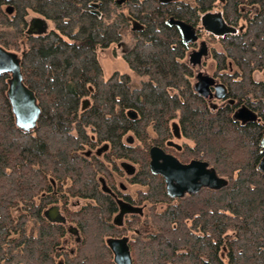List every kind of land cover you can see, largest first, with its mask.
Masks as SVG:
<instances>
[{"label": "trees", "instance_id": "obj_1", "mask_svg": "<svg viewBox=\"0 0 264 264\" xmlns=\"http://www.w3.org/2000/svg\"><path fill=\"white\" fill-rule=\"evenodd\" d=\"M9 1L12 13L0 3V44L19 55L23 80L41 115L35 129H20L7 97L9 74H0V264H57L62 228L41 218L44 200L36 204L45 188L52 190L50 174L62 189L70 183L69 196L87 200L72 211L82 233L74 254L64 252L66 262L115 264L106 242L117 235L111 223L115 204L96 178L100 171L109 176V170L80 155L85 145L103 139L113 153L140 163L134 180L147 185L138 197L151 204L146 219L155 232L131 234L133 264H264V172L257 167L261 128L241 125L227 108L206 107L191 89L179 32L167 24L172 16L197 25L214 7L230 24H242L220 39L215 54L223 69L226 56L235 60L243 74L240 82L229 79L237 87L231 91L264 115V85L252 77L264 68V0ZM30 12L47 21L45 31H27ZM121 29L134 39L123 56L135 73L148 77L142 84L127 74L107 79L102 74L97 49L120 41ZM84 97L90 104L81 109ZM176 116L198 143L193 155L209 160L226 178L223 187L173 199L161 176L149 172L146 146L121 144L129 129L146 144L149 124L161 137L168 135V122ZM19 205L24 212L16 218ZM88 249L95 251L82 254Z\"/></svg>", "mask_w": 264, "mask_h": 264}, {"label": "flooded vegetation", "instance_id": "obj_2", "mask_svg": "<svg viewBox=\"0 0 264 264\" xmlns=\"http://www.w3.org/2000/svg\"><path fill=\"white\" fill-rule=\"evenodd\" d=\"M0 3L2 7L6 9V11L9 10L8 12L12 13V10H13L12 4H10V6L7 5L10 3L9 0H1ZM206 12L220 13L225 23L233 26L235 28V31L226 33L224 35L217 36L205 30L201 25V17ZM31 19H28L27 31L38 32L36 29L31 30V28H29ZM176 19H179V18H176ZM187 23L190 24L193 27V29H195L196 31L198 38L195 41L184 42L181 38L180 31L177 28V26L176 25H170V26H176L179 32V35H180V40L182 44L185 46L184 62L190 68L191 89L200 98V100L203 101L206 107L209 108L210 110L215 111L217 109L227 108L231 112L232 119L239 122L241 125L257 123V125L261 128V131L259 132V135H258L259 141H258V149H257V167L260 171L264 172L260 168V163L264 159V115H262L261 112H259L254 106H252L251 103L239 97L238 93H236L235 91H231V89L237 88V87L232 85L229 79L233 77L234 82H240L242 80L243 71L238 68L237 63L230 55L225 57L224 61H225L226 68L223 69L219 62L218 57L215 54V51H219V50L215 49L213 46V44L215 43L221 47L222 45H221L220 39L224 37L225 35L235 33L237 30L242 29L243 25L241 24L239 26H235L233 24H230L225 19L223 15V11L217 7L211 8L205 11L204 13H202L200 16L199 23L197 25L190 23V22H187ZM112 43L108 44L107 46L100 47L97 49L98 50L97 60L101 66L103 76L107 79L117 72L121 74H127L129 78L131 79V81H133V83L135 84H142L143 82L148 81V77L146 75L137 74L134 72L132 68H130L127 60L123 56L124 53H122L121 58L127 64L128 70L126 69V71L124 70L119 71L120 70L119 68L118 69L115 68L114 70L111 71L110 74H105V71L101 64V60L99 58V50L105 47H108ZM209 43H211V45ZM202 44L203 45L205 44L207 46V53L201 55L200 59L198 60L196 59L195 64L192 65L191 64V54L195 50H199ZM115 58H117V56H115ZM256 71L258 70H255L252 72V77L254 81L258 83H262L264 85V77L255 76L254 73ZM205 77H210L213 79V81L208 82L207 80H205ZM199 82H202L201 85H204V86L206 85V87H204L203 89H205L204 91L208 94L207 96L200 94L195 89V85ZM89 104H90L89 98L84 97L80 102V107L81 109H85L89 106ZM196 105H197V108H200L201 106L200 103H197ZM244 108H246L247 110H249L250 113L251 112L252 113L250 114L248 112H245L246 116L244 117L237 116V114ZM129 110L130 109H127V114L130 112ZM253 114L254 116H252ZM129 115L135 116L136 113L129 114ZM38 120H37V123H38ZM37 123L33 129L37 127ZM168 128H169L168 135L161 137L156 132L153 125L149 124L146 128L147 134L149 136V139L146 140V144L142 143V141L139 140V138L135 135V132L129 129L123 134L122 139H121V144L125 147H130V148H133L136 145L146 146L147 168L149 172H151L152 174L161 176L162 181L165 186V190H166V182H165L164 177L161 174L154 173L151 170V166H150L151 160L150 159H151V149L153 147L159 148L164 153L170 154L176 157L183 164H188L192 160L199 159L201 161L206 162L208 168H213L216 170V168L213 165H211L209 160L193 155L195 148L198 146V143L194 140V138H192L187 133H185L179 116L173 117L169 120ZM184 152L185 154L183 155ZM80 155L89 161L98 160L100 163H103V165H105V167L109 170V173H107L109 176H107L102 171L98 172L96 175L97 182L99 184L98 187L100 191L104 193L105 195H107V197H109L111 201L115 204V207L111 213V223L115 225V228L113 229L112 232L117 233V235L108 236L107 239L109 237L126 236L128 239V244H129V240L131 238L132 233H138L140 236H142L141 235L142 227L143 225H145L147 221H149L146 219V217H147V214L149 213L151 204L147 202L146 200H141L138 197V190L147 189V185L141 184L140 183L141 181L134 180L136 173L139 171L140 163L131 159L126 154H123L122 156H120V153H117V152L113 153L111 143L108 140H104V139L99 140L97 144L94 146L89 145V144L85 145V147L82 150H80ZM122 162L130 163L131 166H133L132 172H128V169L122 166ZM48 179H49L50 187L52 190L48 192V190L45 188L40 193L41 198L39 197V199L36 201V204L39 205L41 202L40 200L41 199L44 200L43 205L39 207L41 218L47 221L48 225L58 224L59 226H61L62 233L60 236V241L55 246V252H58V254L56 256V253H55L54 256H56L57 264H68L66 262L64 252L65 251L68 252L69 255L74 254L77 244L81 241V233H82V230L77 220L74 219L72 216V211L79 210L83 205L86 204L87 200L80 196H69L66 190V187L70 186V183H67L66 184L67 186H65L63 189L60 188L57 183V180L55 179L54 174L53 175L50 174L48 176ZM202 188L203 187H201V189ZM166 193H167V190H166ZM51 194H53L54 197L50 198ZM187 194L188 193H186L183 196H186ZM172 198L177 199L176 197H172ZM120 201H123L137 208L135 209V211H132V212H124L121 215V217L117 218V222H116L115 218L120 213V210L122 208L121 204L119 203ZM90 202L95 203V201L92 199L90 200ZM53 206H57L58 209L54 208L53 210H51L52 209L51 207ZM55 210H56V213H55ZM23 212L24 210L22 208V205H19L16 208V218H19L23 214ZM57 216L60 218L62 217L64 220L60 221L59 219L56 218ZM37 224L40 225L41 223L38 221ZM19 234L14 238L21 237V234L20 235ZM107 239H106V242H107ZM71 241L72 243H74L73 244L74 247L69 249L67 246L70 245ZM112 256H113V261H114L113 252H112Z\"/></svg>", "mask_w": 264, "mask_h": 264}, {"label": "water", "instance_id": "obj_3", "mask_svg": "<svg viewBox=\"0 0 264 264\" xmlns=\"http://www.w3.org/2000/svg\"><path fill=\"white\" fill-rule=\"evenodd\" d=\"M159 1L167 3L173 0ZM167 24L177 26L184 42L195 41L198 38L195 29L181 19H176L171 16L167 19ZM201 25L205 30L217 36L235 31L233 26L225 23L221 14L218 12H206L203 14L201 17ZM46 26L47 22L43 17L35 16L31 19L29 28H31V30L36 29L41 33L45 30ZM205 53H207V46L202 44L199 50L192 52L191 64L194 65L195 60L200 59L201 55ZM5 73L9 74L7 97L10 101L15 117V123L24 131H31L35 127L40 116V106L33 89L26 85L23 80L19 55L15 51H11L0 44V74ZM205 80L208 82L213 81L210 77H205ZM201 84L202 82L197 83L195 89L200 94L207 96L208 94L204 91L205 89H203L206 85L204 86ZM245 112L250 113L249 110L244 108L237 114V116L244 117L246 116ZM133 113L135 112H129V114ZM252 116H254V114ZM122 166L128 169V172H132L133 170V166L128 162H122ZM150 166L154 173H159L164 177L167 193L176 198L182 197L186 193L192 194L198 192L201 187L219 189L227 183V180L220 176L215 169L208 168L206 162L192 160L188 164H183L176 157L166 154L156 147L151 149ZM260 168L264 171V159L260 163ZM119 203L122 208L115 218L116 222L117 218L121 217L124 212H132L137 208L123 201H120ZM51 208V210L54 208L58 209L57 206ZM56 218L60 221L64 220L62 217L60 218L57 216ZM107 244L114 254L115 264H133L126 236L109 237L107 239Z\"/></svg>", "mask_w": 264, "mask_h": 264}, {"label": "rangeland", "instance_id": "obj_4", "mask_svg": "<svg viewBox=\"0 0 264 264\" xmlns=\"http://www.w3.org/2000/svg\"><path fill=\"white\" fill-rule=\"evenodd\" d=\"M8 6H10V4H7ZM4 6V5H3ZM253 10H255V7H252ZM35 16H39L37 13L35 12H30L27 16V19H31L32 17ZM49 25H52L51 22L48 23ZM121 35L122 38L119 42H113L111 45H109L108 47H105L101 50H99V58L101 60V64L103 66V69L105 71V74H110L112 70L116 69H120L119 71H126V69L128 70V66L127 64L122 60V53H124L125 51H127L128 49H130V47L132 46V44L134 43V39L131 36V34L124 29H121ZM211 45V43H209ZM215 49L221 50V47L218 44H213ZM114 55V56H113ZM115 56H117V58H115ZM255 76L258 77H264V69L262 70H258L255 73ZM103 108V107H102ZM51 109L54 110V105H51ZM229 136V135H228ZM203 143H201L202 145ZM133 189V188H132ZM131 189V191H132ZM92 223L90 222V225ZM92 226V225H91ZM90 232V230H89ZM92 228H91V233H92ZM155 232V227L152 225L151 222L147 221L145 223V225H143L142 227V233L141 235L143 237L148 236L152 233ZM74 243H70V245H68L67 247L73 248ZM66 247V248H67ZM95 251V250H94ZM94 251L88 249L87 251H82V254H91Z\"/></svg>", "mask_w": 264, "mask_h": 264}, {"label": "bare ground", "instance_id": "obj_5", "mask_svg": "<svg viewBox=\"0 0 264 264\" xmlns=\"http://www.w3.org/2000/svg\"><path fill=\"white\" fill-rule=\"evenodd\" d=\"M30 25V24H29ZM201 28V27H200ZM47 31V30H46ZM202 43V42H201ZM207 98V97H206ZM252 113V112H251ZM151 160V159H150ZM197 160H199V159H197ZM191 162V161H190Z\"/></svg>", "mask_w": 264, "mask_h": 264}]
</instances>
